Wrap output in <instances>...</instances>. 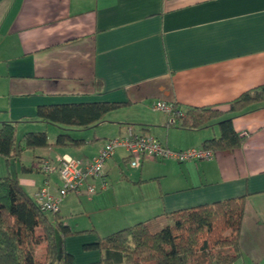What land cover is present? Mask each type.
Instances as JSON below:
<instances>
[{
    "label": "crops",
    "instance_id": "0c3cea01",
    "mask_svg": "<svg viewBox=\"0 0 264 264\" xmlns=\"http://www.w3.org/2000/svg\"><path fill=\"white\" fill-rule=\"evenodd\" d=\"M262 85L264 0H0V126L17 122L18 131L32 121L38 125L24 127L26 131H48L54 125L36 118L38 107L125 103L112 111L126 110L121 115L125 119H113L124 124L114 138L130 127L183 151L217 138V124L182 130L154 105L178 104L183 111L211 106L227 112L232 100ZM228 117L234 131L245 137L241 146L217 152L211 160L186 162L176 170L178 186L159 189L151 205L143 197L134 219L158 222L165 213L245 197L240 257L234 264H264V103L223 118ZM54 127L57 136L61 131ZM56 136H48L49 144ZM67 150L79 149L25 151L9 161L0 156V178H16L34 198L44 180L36 169L39 161H55ZM118 150L124 152L122 164L129 165L126 152ZM29 152L32 158L26 162ZM145 162L132 169L142 173ZM117 164L114 155L106 161L104 178L109 166ZM153 178L161 182L140 174L138 185ZM51 181L56 189V172ZM125 201L120 204L131 203ZM97 240L72 236L63 247L73 264H94L100 253L84 247Z\"/></svg>",
    "mask_w": 264,
    "mask_h": 264
},
{
    "label": "trees",
    "instance_id": "16d2710c",
    "mask_svg": "<svg viewBox=\"0 0 264 264\" xmlns=\"http://www.w3.org/2000/svg\"><path fill=\"white\" fill-rule=\"evenodd\" d=\"M259 103H264V85L232 100L227 112L211 106L183 111L173 104L169 117L186 131L209 127L215 121L219 136L205 140L202 147L216 154L233 151L245 140L234 131L233 118L224 119V115L242 113ZM124 105L100 102L38 107L39 121L60 128L55 142L49 144L45 132H29L17 140V122H4L0 126V156L9 161L19 159L25 151L80 149L86 145L85 140L75 139L70 133L95 128L108 113ZM179 112H184L183 118ZM244 203L245 197H238L165 213L169 224L155 233L150 232L151 219L99 238L84 249L99 251L100 260L94 264H234L240 257ZM47 215L16 178H0V264H73L63 244L66 238L81 232H72L64 225L59 212ZM40 248L41 259L36 255Z\"/></svg>",
    "mask_w": 264,
    "mask_h": 264
},
{
    "label": "rangeland",
    "instance_id": "374dc122",
    "mask_svg": "<svg viewBox=\"0 0 264 264\" xmlns=\"http://www.w3.org/2000/svg\"><path fill=\"white\" fill-rule=\"evenodd\" d=\"M124 111L110 112L105 116L103 122L95 128L72 131L70 134L73 138L84 139L87 141V144L78 151L67 150L63 152H66L73 158L87 161L86 159H88L98 147L102 146L106 140L111 138L113 139L116 136L114 134H117L118 128L124 124H116L113 119H125V117L121 116ZM214 123L216 122H213L212 124ZM35 125L38 124L32 121H27L25 124L23 123L20 128H18V131L16 130L17 140L29 132H46L51 140L53 139L52 136H56L55 134L59 132L58 131L56 133V127L54 126H48V131H39L38 129H36L38 131H34L35 129H31L33 131H26L24 129V127L30 126L29 128H32ZM41 125L45 127V124ZM215 130L217 132V129ZM27 155L29 156L25 159V161L30 162L32 158L31 153ZM36 155H40L39 151ZM123 155L124 152L122 150L115 151L114 159H116L118 164L117 166H109L108 176L105 178L107 188L104 191L97 193L92 197H89L86 194L76 196L75 194L70 193L59 204V216L61 217L62 222L68 225L72 232H81L80 234H76L74 236H83L87 239H99L135 225L136 222L140 221H136L137 219H134V217L138 215L137 213H134V211H137V208L140 207V205L137 204L139 200L146 197L151 205L153 204V200L155 199L156 193L159 189L165 190L169 186H178L181 179L179 175H177L176 170L184 168V166L187 165V163L179 164L173 161H146L142 167L141 173L140 170H134L130 168L129 165L122 164L121 156ZM140 174H142L143 178L148 176L158 177V180L161 182L159 183L153 178L138 185L137 180H139ZM33 175L40 179V176L36 172ZM123 176H126L128 180L123 178ZM53 184L54 183L51 181L52 190H54ZM113 192L118 194V199L115 198ZM101 196L103 198L97 200V198ZM124 197L126 199L125 203H131L121 205L120 202L123 201ZM115 199L118 203H115ZM47 216L51 217V214L48 213ZM168 224L169 222L165 218L158 222H151L149 224L150 232L155 233ZM56 240L59 245V235H57ZM87 251H96L99 253L97 250ZM41 254H43L42 248L37 251V258L41 259L39 256Z\"/></svg>",
    "mask_w": 264,
    "mask_h": 264
},
{
    "label": "built area",
    "instance_id": "2783aa9c",
    "mask_svg": "<svg viewBox=\"0 0 264 264\" xmlns=\"http://www.w3.org/2000/svg\"><path fill=\"white\" fill-rule=\"evenodd\" d=\"M158 112L170 114L171 108L162 103L154 105ZM181 118L184 112L178 113ZM173 122V120H172ZM117 149L126 152L128 164L138 169L144 161H173L177 163L207 161L214 157V152L203 147L174 151L161 145L156 138L127 128L126 132L105 142L104 147L90 160L84 161L69 155H62L55 161L41 159L37 171L44 177L42 186L34 195V199L47 213L59 212V204L70 193L76 196L86 194L89 197L104 191L107 182L104 178V165ZM57 173L59 185L52 190L50 176Z\"/></svg>",
    "mask_w": 264,
    "mask_h": 264
}]
</instances>
